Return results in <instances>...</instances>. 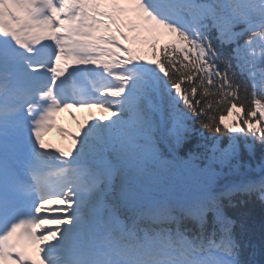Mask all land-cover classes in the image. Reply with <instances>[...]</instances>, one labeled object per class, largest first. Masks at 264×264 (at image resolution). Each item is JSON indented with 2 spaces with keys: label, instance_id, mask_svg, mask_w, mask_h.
Returning a JSON list of instances; mask_svg holds the SVG:
<instances>
[{
  "label": "snow or ice",
  "instance_id": "1",
  "mask_svg": "<svg viewBox=\"0 0 264 264\" xmlns=\"http://www.w3.org/2000/svg\"><path fill=\"white\" fill-rule=\"evenodd\" d=\"M73 106L101 115L53 149ZM252 198L264 0H0V264H264Z\"/></svg>",
  "mask_w": 264,
  "mask_h": 264
},
{
  "label": "rangeland",
  "instance_id": "2",
  "mask_svg": "<svg viewBox=\"0 0 264 264\" xmlns=\"http://www.w3.org/2000/svg\"><path fill=\"white\" fill-rule=\"evenodd\" d=\"M61 116V115H60ZM92 118H94V114L92 113V111L86 114V119L87 121H90ZM59 121L58 123H55L52 128L50 129L48 135L46 136V140L45 142L49 143L50 146L55 149V148H62L63 147H56L57 145H54L52 143V136L54 135L56 138H58L60 141H64V146L66 147H70V144L67 140H70V138L67 137V140H65L64 138L60 137L58 132L61 133H72V134H79V122L81 121V117L78 116L76 113L72 114L71 112H67L64 115L61 116V118L59 117ZM62 122V123H61ZM86 122V121H84ZM52 135V136H51ZM62 135V134H60ZM57 144V143H56Z\"/></svg>",
  "mask_w": 264,
  "mask_h": 264
},
{
  "label": "trees",
  "instance_id": "3",
  "mask_svg": "<svg viewBox=\"0 0 264 264\" xmlns=\"http://www.w3.org/2000/svg\"><path fill=\"white\" fill-rule=\"evenodd\" d=\"M232 119V117H228L225 122H230ZM257 152L259 153L258 148ZM245 223L250 229L249 235L258 243L261 236V226L264 225V203H261L256 198L249 200ZM247 238L248 236L246 235L245 239Z\"/></svg>",
  "mask_w": 264,
  "mask_h": 264
},
{
  "label": "bare ground",
  "instance_id": "4",
  "mask_svg": "<svg viewBox=\"0 0 264 264\" xmlns=\"http://www.w3.org/2000/svg\"><path fill=\"white\" fill-rule=\"evenodd\" d=\"M52 137H53V144L54 145H57V147H63L64 146V143H62L60 140H58L54 135ZM64 149L67 150L65 147H64Z\"/></svg>",
  "mask_w": 264,
  "mask_h": 264
}]
</instances>
